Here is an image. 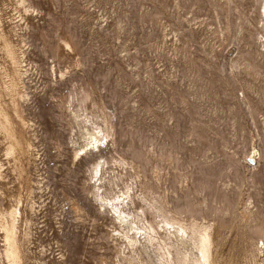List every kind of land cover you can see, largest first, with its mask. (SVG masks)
<instances>
[{
  "label": "rangeland",
  "instance_id": "1",
  "mask_svg": "<svg viewBox=\"0 0 264 264\" xmlns=\"http://www.w3.org/2000/svg\"><path fill=\"white\" fill-rule=\"evenodd\" d=\"M261 2L0 0V264L128 262L94 197L102 157L162 264L143 195L206 233L208 264H264ZM76 110L107 143L77 150Z\"/></svg>",
  "mask_w": 264,
  "mask_h": 264
},
{
  "label": "bare ground",
  "instance_id": "2",
  "mask_svg": "<svg viewBox=\"0 0 264 264\" xmlns=\"http://www.w3.org/2000/svg\"><path fill=\"white\" fill-rule=\"evenodd\" d=\"M260 12L262 17H264V0L261 2ZM90 117L89 114L86 115L81 110L73 111L72 124L74 125L75 131L73 143L78 151L91 150L96 146L100 148L101 145H104L109 140L110 135L107 130L97 122V114L95 116L92 115V119ZM99 161L100 163L96 164L93 175L95 179V192L93 191L95 195L94 193L93 195L100 201L102 208H104L103 206L110 207L116 220L119 221L120 228L115 230V238L129 250V255H127V261L129 263L126 262V264H162L164 262V256L156 248L154 244L155 238L151 233L154 229H147L141 226V219L127 210L130 206L131 190H129V187L126 188V191L120 188L118 182L119 176L111 175L107 177L104 171L106 163L104 158H100ZM115 186L118 188V191ZM142 197L144 203L149 206L148 208L156 209L155 211L158 212L157 215L159 214L158 217L163 218V221L160 222L162 223V229L166 232V238H169L172 242L169 243L173 246V252H170L168 256L177 260L178 264L186 261L194 264L196 262L195 260L201 255L206 261L205 264H208L205 256L206 252H204L207 247L208 238L206 233H199V227L197 225H193L192 228H187L181 223L167 219L162 214L161 206L157 200L145 195ZM142 213L145 215L144 212ZM169 240L167 239V241Z\"/></svg>",
  "mask_w": 264,
  "mask_h": 264
}]
</instances>
